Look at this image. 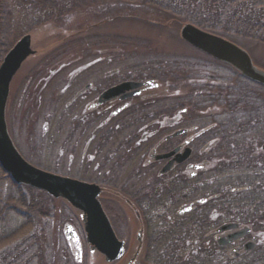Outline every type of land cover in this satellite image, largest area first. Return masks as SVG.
I'll use <instances>...</instances> for the list:
<instances>
[{"label":"rangeland","instance_id":"374dc122","mask_svg":"<svg viewBox=\"0 0 264 264\" xmlns=\"http://www.w3.org/2000/svg\"><path fill=\"white\" fill-rule=\"evenodd\" d=\"M86 5L81 10L73 11L72 8L70 12L55 16L53 20L28 31L36 52L23 61L10 83L5 120L13 143L29 162L51 172L83 180H97L104 185L105 189L99 195V200L116 235L125 241L124 252L118 259L106 261L86 241L81 212L64 198L45 200L42 194L40 197L36 195V201L41 212L48 214L38 216L39 229L36 232L29 231L32 226L26 216L8 211L5 219L0 220V244L10 235H28L45 241L43 253L46 261L51 256V250H57L54 264H142L145 252L139 254L133 262H128L135 252L136 235L143 229L142 219L125 202L123 192L114 191L115 186H107L102 180L103 173L111 167V161L115 158L108 155L110 158L105 161L106 147L100 153H91L95 144H89L85 149L84 142L87 138H67L70 115L63 110L65 101L72 94L74 96L84 83L98 82L101 79L104 82L102 85L84 93L87 95L81 108L82 112H86L88 106L95 103L99 91L105 87V81L109 77L102 81L104 73L113 69L115 72H125L126 77L134 74L141 80L152 78L159 85L146 88L132 100L142 103L152 97L155 103L152 110L157 111L155 119L159 123L172 117L180 118L182 107L186 108L188 118L185 117V120L190 128L195 124L197 130L215 119L235 120L237 145L246 147L247 144L250 152L256 149L252 148L255 144L253 141L258 146L264 142V86L243 79L231 66L184 42L180 36V28L184 22L167 19L164 11L155 10L150 4L100 0ZM18 17H14L15 26H12L13 30L5 36L3 43L13 44L23 34L18 28L23 21L18 20ZM156 19L159 20L154 21ZM243 42L254 64L264 69V43L246 38ZM73 72H77L76 81L80 83L73 85V88L69 87L65 93H60L55 86L59 83L60 87L63 81L57 80L56 76L63 75V79L64 75H73ZM48 77L51 80L48 85L45 80L43 88L41 80H49ZM26 82L28 86L23 90L22 84ZM253 98H256L255 103L252 102ZM169 103L174 105L172 112L164 111ZM150 109L148 106L147 111ZM245 116H252L254 120L251 118L246 123ZM61 118L66 124L56 136L65 153L56 157L59 145H55L49 155L44 156L48 145L41 140L48 131H44L43 126L48 125L49 132H53ZM154 126L130 128L127 136L137 137L141 134L139 131H150ZM217 128L213 130L216 131ZM89 131L90 127L86 132ZM80 132L79 129L78 133L81 134ZM36 144L41 147L38 153L33 146ZM257 149L261 151L260 147ZM213 151L212 148L207 149V156ZM207 156L206 174L212 176L216 184H226V178H218L215 171L211 172L217 163H222L221 157ZM1 185L7 189L9 182L3 179ZM20 208L23 209L24 205ZM162 218L166 220V213ZM67 224L72 226L70 235L74 231L77 238L67 239ZM146 235H149L148 231ZM254 236L257 246L261 247L260 237L264 235ZM230 264L236 263L230 261Z\"/></svg>","mask_w":264,"mask_h":264},{"label":"flooded vegetation","instance_id":"af4514ba","mask_svg":"<svg viewBox=\"0 0 264 264\" xmlns=\"http://www.w3.org/2000/svg\"><path fill=\"white\" fill-rule=\"evenodd\" d=\"M76 75L77 72H73V75H64L63 79V75L56 76L57 80L63 83L60 87L59 83L55 87L60 93H65L69 87L73 88V85L77 86L80 83L76 81ZM104 75L102 81L109 77L105 81V87L99 91L95 103L90 104L86 112H82L81 108L87 95L84 93L102 85L104 82H101V79L98 82L94 81L95 83L93 81L84 83L62 107L67 115H70L67 138L73 139L74 136L79 139L87 138L84 142L85 149L89 144H95L91 153H100L102 149L107 148L105 161L110 157L115 160L111 161V167L103 173L102 180L107 186H115L114 191L123 192L125 202L133 209L135 215L142 219L143 229L136 235L135 252L128 262H133L139 254L145 252L142 264H169L173 259L177 262L184 260L185 264H230V261L237 264V260L241 264H252L254 254L262 255V263L259 261L258 264H264V236L260 237L261 247L257 246L254 236L264 235V142L258 146L253 141L255 144L252 148L256 149L250 152L247 144L246 147L238 146L235 137V133H238L237 127L234 124L235 120L231 119L229 121L225 118L215 119L200 130L196 129L195 124L190 128L188 121L185 120L188 118L185 107L181 108L180 118L172 117L159 123L155 119L157 111L152 110L155 108L152 97L142 103L132 100L133 97L141 95L146 88H150L147 84H143L137 94L123 96L130 91L127 90L99 103V96L107 88L125 80L147 79H137L134 74L126 77L125 72H115V69ZM45 80L48 85L51 78L41 80L43 88ZM27 86V82L23 83V90ZM148 106L151 107L149 111ZM173 106L171 103L167 104L164 111L172 112ZM65 124L66 121L61 118L53 132H49L48 125L44 124V131H48L46 137L41 140L48 145L44 156L49 155L55 145H59L56 157L65 153V149L61 147L62 143L57 141L56 136ZM150 125H155L150 131H139L141 134L137 137L127 136L130 128ZM89 127L90 131L86 132ZM215 127L219 130L218 128L216 131L213 130ZM79 129L83 135L78 133ZM94 138L96 140H93ZM70 141L73 143V140ZM39 144L33 145L37 153L41 151ZM259 147L261 151L257 149ZM209 148L214 151L207 156ZM186 149H189V152L183 156ZM168 152L171 154L166 157L156 156ZM206 156L221 157L222 163H217L211 172L215 171L218 178L227 179L226 184L215 182L212 186L216 185V190L210 192L205 191L206 182L211 184L213 182L209 174H206ZM166 164H170L169 168L163 172L162 168ZM84 181L99 185L100 192L97 195L99 198L105 189L104 185L97 180ZM242 195L246 196V200L236 198ZM151 205L153 209L151 208L147 217V206ZM164 213L167 215L166 220L162 218ZM81 220L83 223L82 214ZM148 221L153 228V235H146L149 230ZM227 222H236L238 226L218 229ZM242 226L249 228L246 234L231 238L223 244L219 242L222 238L227 239L228 234ZM71 229L72 226L67 227L68 240L77 238L74 231L73 235H70ZM177 230L182 233L173 235L172 231ZM248 240L253 241L254 245L244 249V244ZM90 245L95 249L92 244ZM56 253L55 249L51 255L56 257ZM194 256L195 260L190 263V257Z\"/></svg>","mask_w":264,"mask_h":264},{"label":"trees","instance_id":"16d2710c","mask_svg":"<svg viewBox=\"0 0 264 264\" xmlns=\"http://www.w3.org/2000/svg\"><path fill=\"white\" fill-rule=\"evenodd\" d=\"M100 0H0V60L6 50L12 45L3 43L5 36L13 30L15 26L14 17L19 16L18 20L23 23L18 25L20 31L24 34L39 25L53 20L55 16L81 10L86 7L88 2ZM126 3L141 2L151 5L155 10L164 11L167 19L181 22H191L203 29L225 36L245 48L243 39L257 40L264 43V0H122ZM72 4V5H71ZM83 11V10H82ZM17 20V21H18ZM152 20V19H151ZM156 19L154 21H157ZM243 79H245L243 77ZM224 97V96H223ZM253 98V103L256 102ZM236 105V103H235ZM253 108V106H251ZM262 116V114H261ZM244 122L251 121V116H245ZM259 121V119H256ZM264 120V119H263ZM262 120V121H263ZM239 128L242 126L239 125ZM237 127V124H236ZM0 220L5 219L8 211L26 216L27 221L31 223L32 228L29 231L36 232L39 229L40 220H37L42 213L40 205L36 201V195H44L45 200H54L53 197L43 190L37 189L24 183L15 182L9 173L0 166ZM209 178V177H208ZM212 179V176L210 177ZM4 180L9 182V187L1 185ZM213 181V182H212ZM212 184L206 182V192L216 190L215 180ZM3 190L5 192H3ZM150 193V192H148ZM152 193V191H151ZM227 194H230L227 192ZM225 198L224 196H222ZM235 198V197H233ZM246 200V196L236 197ZM212 199H217L212 197ZM6 204V205H5ZM24 205V208L20 207ZM147 217L153 206H147ZM152 208V209H151ZM42 215V216H43ZM149 235L154 234L151 223L148 221ZM30 232V233H31ZM182 233L181 231H172L173 235ZM45 241L39 237L26 235H10L0 244V264H54L55 255H51L46 261L43 251ZM53 250H51L52 252ZM257 253V252H256ZM192 256V255H191ZM254 263H262V255L254 254ZM257 257V258H256ZM53 258V260H50ZM196 256L190 257V263ZM184 260L177 262L176 259L169 264H185ZM260 263V264H261ZM239 264L240 261H239ZM246 264V263H243Z\"/></svg>","mask_w":264,"mask_h":264},{"label":"water","instance_id":"95a60500","mask_svg":"<svg viewBox=\"0 0 264 264\" xmlns=\"http://www.w3.org/2000/svg\"><path fill=\"white\" fill-rule=\"evenodd\" d=\"M180 36L199 50L230 64L247 78L264 84V69L257 67L248 51L237 43L190 22H186L181 26ZM34 52L35 49L31 45V34L24 33L7 50L0 62V165L15 182L42 189L53 197H62L72 206L81 210L84 216L86 240L103 253L106 260H115L123 253L124 241L116 236L100 201L97 199L100 192L99 185L51 172L30 163L18 152L8 134L5 106L9 84L21 63ZM143 84H148L151 87L158 86V82L153 79L145 81L126 80L103 91L98 102L100 103L119 92L129 89L131 90L123 96L137 94ZM185 152L183 156L189 152V149H186ZM169 154L171 152L156 156L166 157ZM169 165L166 164L162 171H166ZM237 226L236 222H227L220 225L218 229L236 228ZM67 227L69 228L70 225H67ZM248 231L249 228L243 226L228 234L227 239L222 238L219 242L223 244L229 239L243 235ZM253 245L254 242L248 240L244 244V249H248Z\"/></svg>","mask_w":264,"mask_h":264},{"label":"bare ground","instance_id":"6f19581e","mask_svg":"<svg viewBox=\"0 0 264 264\" xmlns=\"http://www.w3.org/2000/svg\"><path fill=\"white\" fill-rule=\"evenodd\" d=\"M181 29V28H180ZM185 42V41H184ZM188 44V43H187ZM8 50V49H7ZM7 50H6V52H7ZM5 52V53H6ZM203 54H205V55H207V53H205V52H203V51H201ZM5 53L3 54V56H2V58L4 57V55H5ZM208 56V55H207ZM2 58H1V60H2ZM1 60H0V62H1ZM1 166V165H0ZM2 167V166H1Z\"/></svg>","mask_w":264,"mask_h":264}]
</instances>
